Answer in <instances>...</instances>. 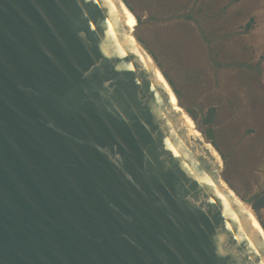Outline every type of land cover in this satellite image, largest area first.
<instances>
[{"label": "water", "instance_id": "1", "mask_svg": "<svg viewBox=\"0 0 264 264\" xmlns=\"http://www.w3.org/2000/svg\"><path fill=\"white\" fill-rule=\"evenodd\" d=\"M137 24L124 0H0V264H264Z\"/></svg>", "mask_w": 264, "mask_h": 264}, {"label": "rangeland", "instance_id": "2", "mask_svg": "<svg viewBox=\"0 0 264 264\" xmlns=\"http://www.w3.org/2000/svg\"><path fill=\"white\" fill-rule=\"evenodd\" d=\"M124 2L138 21L134 37L250 206L264 193V0ZM254 214L264 230V208Z\"/></svg>", "mask_w": 264, "mask_h": 264}, {"label": "bare ground", "instance_id": "3", "mask_svg": "<svg viewBox=\"0 0 264 264\" xmlns=\"http://www.w3.org/2000/svg\"><path fill=\"white\" fill-rule=\"evenodd\" d=\"M132 13V12H131ZM140 45V44H139ZM141 46V45H140ZM142 47V46H141ZM145 52H146V50L144 49V48H142ZM147 53V52H146ZM148 54V53H147ZM149 55V54H148ZM151 58V57H150ZM152 59V58H151ZM153 60V59H152ZM164 77V76H163ZM166 80V79H165ZM167 82V81H166ZM168 83V82H167ZM169 85V84H168ZM169 87L171 88V86L169 85ZM171 90H172V88H171ZM173 91V90H172ZM174 92V91H173ZM184 110V109H183ZM184 112L188 115V117L191 119V122H192V124L193 125H195V122H194V120L192 119V117L188 114V112H186L185 110H184ZM196 126V125H195ZM199 131V130H198ZM200 133V132H199ZM201 134V133H200ZM202 135V134H201ZM218 153V152H217ZM219 155V157L222 159V157L220 156V154H218ZM223 160V159H222ZM244 203V202H243ZM244 205L247 207V209L250 211V213H252L253 214V216L255 217V214H254V211H253V209L248 205V204H245L244 203ZM256 218V217H255ZM258 221V220H257ZM260 224V223H259ZM263 229V228H262ZM264 231V230H263Z\"/></svg>", "mask_w": 264, "mask_h": 264}, {"label": "trees", "instance_id": "4", "mask_svg": "<svg viewBox=\"0 0 264 264\" xmlns=\"http://www.w3.org/2000/svg\"><path fill=\"white\" fill-rule=\"evenodd\" d=\"M251 27L250 24L247 25V28L249 29ZM215 110L214 109H211L208 113V116L206 117L205 119V122L208 124L210 122H212L213 118H214V115H215ZM209 136L212 137V132L211 130L209 131Z\"/></svg>", "mask_w": 264, "mask_h": 264}]
</instances>
